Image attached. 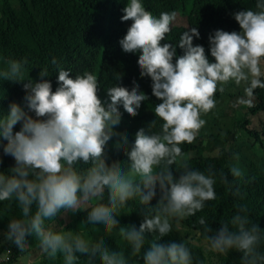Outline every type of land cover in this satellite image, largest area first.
<instances>
[{
	"label": "clouds",
	"instance_id": "obj_1",
	"mask_svg": "<svg viewBox=\"0 0 264 264\" xmlns=\"http://www.w3.org/2000/svg\"><path fill=\"white\" fill-rule=\"evenodd\" d=\"M123 12L121 19L132 23L120 40L122 49L139 54L140 76L151 78L152 95L160 101L152 109L156 118L135 133L134 142L116 128L121 105L135 117L149 100L135 80L129 89L117 77L118 83L106 89L110 102H105L93 72L73 77L56 58L51 61L58 72L55 90L48 67L39 79L25 78L27 57L6 59L0 66V79L20 83L25 91L23 104L13 101L0 110V166L5 156L14 160L9 168L0 167V202L19 209V216L10 218L6 231L0 232V244L23 252L28 238L35 237L47 259L55 262L59 257L62 264H130L133 257L142 258L143 264H192L187 242H161L173 231V222L179 231L180 221L216 200L218 180L232 196L243 198L223 169H193L181 145L195 141L206 124L203 117L216 107V93L224 94L230 83L242 89L238 103L248 107L253 106L254 90L264 89V0L232 13L239 31L217 29L209 35L214 61L203 45L193 43L200 37L196 27L180 35L182 55L172 43H162L172 30L175 11L156 16L142 0H127ZM158 121L159 130L154 131ZM114 137L115 149L126 159L109 163L106 149ZM229 170L234 178L244 176L237 166ZM135 198L144 206L142 222L139 227L120 225L117 217ZM234 207L235 213L215 231L199 218L205 251L227 255L234 250L240 264H264V230L250 219L246 204ZM80 210L87 211V224L101 225L109 234L118 228L130 253L110 247L104 236L92 241L83 231L46 226L62 212L66 216Z\"/></svg>",
	"mask_w": 264,
	"mask_h": 264
},
{
	"label": "trees",
	"instance_id": "obj_2",
	"mask_svg": "<svg viewBox=\"0 0 264 264\" xmlns=\"http://www.w3.org/2000/svg\"><path fill=\"white\" fill-rule=\"evenodd\" d=\"M142 3L153 15L175 11L187 18V25H177L173 21L172 30L162 43H172L177 47V55H182L183 49L177 44L180 35L188 27H196L200 37H194L193 43L203 45L209 59L214 61L210 53L209 35L217 29L239 31L240 26L232 13L254 7L255 0H142ZM126 4L127 0H0V66L6 59L22 60L27 57L25 78L39 79V72L48 67L51 75L48 78L55 90L58 72L51 61L56 58L60 66L70 70L73 77L83 74L85 70L93 72L100 85L99 94L105 102H110L106 89L118 83L117 77L121 76L120 83L129 89L133 87L135 80L140 85V90L149 96V100L142 102L139 114L135 117L124 111L121 105L122 120L116 128L118 132L127 133L129 141L134 142L135 133L141 127L146 128L156 118L152 109L160 101L152 95L151 78L140 76L139 54L125 53L120 44L132 23L131 20L121 19ZM24 95L25 91L20 83L0 79V110L6 111L13 101L23 104ZM242 95V89L234 83L228 85L224 94L217 92L216 107L203 117L206 124L195 141L181 145L193 169L204 171L208 166H213L217 172L223 169L229 181H235L240 187L243 196L242 199L232 196L218 180L215 185L216 200L207 202L202 211L180 221L179 231L173 222V231L162 238L161 242H187L192 253V264H240V254L234 250L227 255L205 251V233L203 226L198 223L200 217L215 231L221 220L235 213L236 203L246 204L250 219L264 230V89L254 90L252 107L238 103ZM255 119L259 120L256 124ZM160 123L157 122L154 131L159 130ZM19 127L17 125L15 130H19ZM239 130L245 138L238 142ZM115 139L114 137L110 141L106 149L109 163L126 159L122 150L115 149ZM236 154L240 160L235 158ZM13 164L14 160L5 156L0 167L7 169ZM245 165H249V170H243ZM231 166L239 167L244 173L243 178H234L229 170ZM173 172L179 175L175 169ZM157 192V197L151 201L153 206L159 199V190ZM143 208L138 198L130 200L117 217L120 225L135 224L139 227L144 218ZM68 214L71 222L67 223V227L70 228L75 223V231H83L86 238L95 241L104 236L110 247L124 250L126 256L130 253V248L118 234V228L109 234L101 225L85 223V210ZM18 216L19 209L14 203L0 202V232L6 231L10 218ZM65 222V214L62 212L46 221V226L65 231ZM151 239L149 236L148 240ZM36 242L35 237H29L30 245L25 251ZM8 247L13 253L10 264H14L25 251L21 252L14 245L5 242L0 244V255ZM147 247L146 242L145 250ZM130 264H143V259L130 258Z\"/></svg>",
	"mask_w": 264,
	"mask_h": 264
},
{
	"label": "rangeland",
	"instance_id": "obj_3",
	"mask_svg": "<svg viewBox=\"0 0 264 264\" xmlns=\"http://www.w3.org/2000/svg\"><path fill=\"white\" fill-rule=\"evenodd\" d=\"M174 22L177 25H187V18L185 16L177 14ZM258 121H259L258 119H255L254 124H256ZM238 132L240 135L239 139H238V142H239V141L243 140L245 137H244V135L241 134L240 130ZM238 160H240V158ZM243 170L244 171L249 170V165L243 166ZM65 218H66V222L64 225L66 227L65 231L71 230L73 232H76L75 231V228H76L75 223H73L70 228L66 226L67 223L71 222L70 215L67 214V216H65ZM61 260H62V258L58 257L57 261H55V262L49 261L47 259L46 255L40 249L39 242L37 241L36 243H32L30 249L28 251L23 252L20 255V258L18 259V261H16L14 264H61Z\"/></svg>",
	"mask_w": 264,
	"mask_h": 264
},
{
	"label": "built area",
	"instance_id": "obj_4",
	"mask_svg": "<svg viewBox=\"0 0 264 264\" xmlns=\"http://www.w3.org/2000/svg\"><path fill=\"white\" fill-rule=\"evenodd\" d=\"M13 261L12 249L8 247L3 254L0 255V264H10Z\"/></svg>",
	"mask_w": 264,
	"mask_h": 264
}]
</instances>
